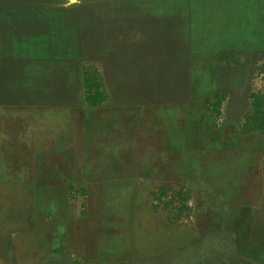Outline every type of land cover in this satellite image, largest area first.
<instances>
[{
  "label": "rangeland",
  "instance_id": "1",
  "mask_svg": "<svg viewBox=\"0 0 264 264\" xmlns=\"http://www.w3.org/2000/svg\"><path fill=\"white\" fill-rule=\"evenodd\" d=\"M0 28V264H264V0H0Z\"/></svg>",
  "mask_w": 264,
  "mask_h": 264
},
{
  "label": "crops",
  "instance_id": "2",
  "mask_svg": "<svg viewBox=\"0 0 264 264\" xmlns=\"http://www.w3.org/2000/svg\"><path fill=\"white\" fill-rule=\"evenodd\" d=\"M6 23V22H2ZM9 23V21H7ZM23 24L26 22L23 21ZM24 27H21V29ZM5 28H0L4 30ZM3 35V33H0ZM3 40L2 36H0V99H20L22 98V91L19 86L16 85L14 81V85L8 83L9 79L15 76L22 77L25 72L21 69L25 65L22 64L20 60H18L14 55L7 52L2 46ZM13 80H15L13 78ZM21 81V79H19ZM16 154L15 150H10L9 155Z\"/></svg>",
  "mask_w": 264,
  "mask_h": 264
},
{
  "label": "trees",
  "instance_id": "3",
  "mask_svg": "<svg viewBox=\"0 0 264 264\" xmlns=\"http://www.w3.org/2000/svg\"><path fill=\"white\" fill-rule=\"evenodd\" d=\"M87 99L89 100V102H90V95L88 94L87 95ZM102 100V99H101ZM100 100V101H101ZM74 264H81L80 262H75ZM85 264H87V263H85ZM115 264H127V263H125V262H121V263H115ZM246 264H250V262H248V263H246Z\"/></svg>",
  "mask_w": 264,
  "mask_h": 264
},
{
  "label": "water",
  "instance_id": "4",
  "mask_svg": "<svg viewBox=\"0 0 264 264\" xmlns=\"http://www.w3.org/2000/svg\"><path fill=\"white\" fill-rule=\"evenodd\" d=\"M70 1L74 2L75 0H70Z\"/></svg>",
  "mask_w": 264,
  "mask_h": 264
}]
</instances>
